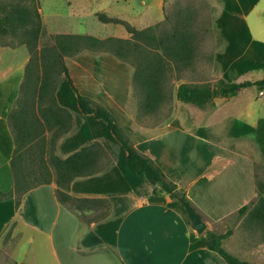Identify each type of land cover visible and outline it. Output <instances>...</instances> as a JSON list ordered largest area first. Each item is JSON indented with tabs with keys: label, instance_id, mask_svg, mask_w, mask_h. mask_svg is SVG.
<instances>
[{
	"label": "crops",
	"instance_id": "crops-1",
	"mask_svg": "<svg viewBox=\"0 0 264 264\" xmlns=\"http://www.w3.org/2000/svg\"><path fill=\"white\" fill-rule=\"evenodd\" d=\"M166 4L168 9L161 11L162 36L175 30L204 28L203 33L211 39L210 47H193L192 51L211 53L210 59L202 57L207 63L200 66L210 68L215 78L242 82L230 75L244 76L251 73L250 69L264 67V0H167ZM28 59L24 45L5 47L0 56L2 192L14 187L10 161L15 145L7 118L19 96ZM66 59L78 92L107 109L134 148L184 191L201 215L206 231L216 234L231 231L222 240L224 250L240 261L264 264V226L248 218V212L263 195L258 194L256 169L264 174V157L259 140H254L257 144L252 147L244 132L246 127L263 125L264 117L249 121L254 100L245 93L247 88L233 97L215 98L197 107L176 99V88L184 82L179 79L174 81L177 84L168 116L156 125L147 120L139 123L134 66L128 57L87 50ZM165 61L171 67L181 68H188L193 62L174 55ZM233 69L243 73L235 74ZM57 86L56 103L71 114L73 123L56 140L53 154L64 159L97 142L111 159L102 171L73 179L67 194L78 199H104L110 211L102 220L83 222L78 211L58 201L55 181L29 190L18 205L14 198L0 201V228L5 232L11 227L18 241L27 232L29 244L36 243L31 253L34 260L21 258L20 264H224L205 248L201 235L194 231L182 211L167 206L170 198L154 194L152 185L124 164L126 152L111 132L105 133L107 139L90 127H77L78 115L60 104ZM183 112L188 116V124ZM244 114L246 119L242 121ZM245 205L248 210L238 216V210Z\"/></svg>",
	"mask_w": 264,
	"mask_h": 264
},
{
	"label": "trees",
	"instance_id": "trees-1",
	"mask_svg": "<svg viewBox=\"0 0 264 264\" xmlns=\"http://www.w3.org/2000/svg\"><path fill=\"white\" fill-rule=\"evenodd\" d=\"M98 20L102 23L124 24L127 32L134 35L135 40L132 42L130 40L125 41L123 44L118 41L116 43L118 46H115L112 38L103 41L91 35L57 34L52 37L53 47L50 50L44 49L41 51L39 55L40 62L37 64L33 58L35 59L37 56L34 49L35 42L42 33L39 14L20 4L0 3V38L14 37L20 33V41L17 45H25L30 53V59L25 66L23 81L20 85L19 96L7 118L15 145L14 156L10 161L14 187L9 192L0 190V201L14 198L16 205H18L20 198L29 190L49 183V179H42L33 185L21 183L19 162L22 151L36 141L41 140L46 131L52 132L50 143L54 148L56 140L71 129L73 123L71 114L64 108L59 107L54 97L58 78L63 75L76 96L80 112L103 121L125 150L128 168L137 177L148 181L153 187L154 194L167 195L170 198L167 206L180 209L187 218L181 202L186 201L190 205L191 203L184 191L167 180L161 168L150 158L140 154L134 148L116 119L107 109L78 92L69 75L65 59L76 56L84 50L104 51L119 58L131 57L132 59L129 58V60L134 66L133 85L137 97L136 119L139 123H144L147 120L151 121L152 125H156L167 117L171 111L173 90L170 87L173 84L165 85L166 74L171 71V66L167 65L168 63L166 64L165 58L173 55L184 61L192 58L194 38H192L193 36L190 35L189 31L184 29L175 30L171 35L163 37L162 35H155L150 27L137 30L123 21L108 18L104 14H99ZM105 43L107 45H104ZM144 45L145 47L154 48L156 51L159 50L160 53L153 54L150 59H145L146 61L139 57V59L137 58L138 62H135L130 49L133 52L135 47ZM39 68L41 74L38 73ZM179 79V76H175L173 82ZM162 83L165 87L162 86ZM253 86L260 90L263 89L264 79L253 82L230 83L219 79L212 87L183 82L178 84L175 95L180 102L203 107L215 98H230L235 96L239 90ZM30 91H32L31 94ZM162 105L167 107L164 116L157 115L161 110L160 108L163 107ZM49 156V163L55 170L58 201L63 205H72L73 209L78 212H83L89 206H99L102 208L99 214L85 222L89 223L104 219L110 211V205L106 200L73 198L67 194V189L73 179L96 174L110 164L111 159L105 149L95 142L82 147L64 159L54 154ZM257 188L258 194L263 195H260L256 204L248 212V218L257 225L264 226V187L257 184ZM248 208L247 205L241 207L238 210V216L245 214ZM230 233V230H227L224 234L205 231V234L200 238L205 248L220 257L225 264H250L238 260L222 247V240Z\"/></svg>",
	"mask_w": 264,
	"mask_h": 264
},
{
	"label": "rangeland",
	"instance_id": "rangeland-1",
	"mask_svg": "<svg viewBox=\"0 0 264 264\" xmlns=\"http://www.w3.org/2000/svg\"><path fill=\"white\" fill-rule=\"evenodd\" d=\"M166 1L167 0H0V3L20 4L23 7L34 10L39 14L42 24V33L39 35L35 42L34 49L37 56L35 57V59L33 58V60H36L38 64L40 62L39 55L41 51L44 49L50 50L53 47L54 41L52 37L53 35L57 34L91 35L103 41L107 40V38H112L115 42L113 43L115 46H118L116 44L118 41L123 44L125 41L128 42L130 40V42H132L133 40H135L134 35L127 32L124 24L102 23L98 20L99 14H104L108 18H114L118 21H123L137 30L144 29L148 26L147 28L150 27L152 29L151 31L154 32L155 35H162L161 22L163 19L161 11L165 12L168 9V4H166ZM260 7L262 6L260 5ZM259 15L261 16V12H259ZM149 24L151 25L149 26ZM189 32L191 33L190 35L193 36L192 38H194V48L202 49V47L204 46L210 47L211 39L209 35L203 33L205 32L204 28H193ZM19 41L20 33L18 35H15L14 37L8 36L0 38V56L3 48L16 47L18 46L17 44L19 43ZM202 42H204V44H202ZM104 45L107 44L105 43ZM131 46L129 47V49L131 48ZM130 50V53L133 54L135 62H138L137 58L139 59V57L144 60H148L153 54L160 53L159 50L156 51L154 50V48L152 49L149 46L145 47V45L135 47L133 51L134 53L132 52V49ZM210 54L211 53H207L204 51H196L194 52V54H192V58H188L189 60H193L191 64L192 66L188 68H181L177 67L176 65L172 66L171 71L167 72L166 74L165 85L173 84V86H171L170 88L174 90V87L177 83L173 82V78L175 76H179L182 81L188 84H203L210 87L214 86L216 81L219 79L212 76L210 68L200 66V64L204 65L205 63H207V61L203 60L202 57L208 56L210 59ZM65 63L68 67V59H65ZM75 66H79V63H76ZM76 68L79 69V67ZM233 70L236 71L235 74L243 73L240 71V69ZM250 72L251 73L244 76L242 74H239L237 76L230 75V77H234L233 80H248L252 82L264 79V67L258 69H250ZM38 73L41 74L40 68ZM57 82L58 100L61 105L65 106L69 110H74V112H76V115H78L76 116L77 127H81V125L82 127H87V129L88 127H90L97 132L103 133L101 135L104 138L108 139L109 137H107V134L105 133H110V131L104 122L98 121L93 117L88 118L80 114L75 94L68 85L65 76L60 75ZM162 86L165 87L163 83ZM31 93L32 91H30V94ZM245 93L252 95L254 100V104L252 107L254 112L250 114L251 116L250 118H248L249 121L254 122L252 120H256L258 118L257 116L264 117V88L260 90L255 86L249 87L245 89ZM184 105L185 104H181V106ZM162 106L163 107L160 108L161 110L159 109L160 112H158L157 115L164 116L167 107L166 105ZM180 109L183 108L180 107ZM238 110L240 109L238 108ZM182 115L183 118L186 119V123H189L186 112H183ZM211 117L209 118L213 120V118ZM244 119H246L245 114L242 116V118H240V120L243 121ZM238 132L241 133L243 131L239 130ZM244 132L248 135L252 147L257 144L256 142H254V140H259V150L261 156L264 157V124L260 127H249V129L246 127L244 129ZM51 134L52 132L47 131V133H44L41 140L36 141L34 144L30 145L22 151L19 163L20 175L22 179L21 183H24V185H33L40 182L42 179H49V182L55 181V170L49 163V155L53 154V147L50 143ZM252 147L250 146V150H252ZM114 153L115 155H117V152L115 150ZM123 162L124 164L126 163L125 160ZM256 171V178L258 176V179H256L257 183L264 186V174H260L261 169H259L258 167ZM66 206L67 208H73L72 205L69 204ZM101 210L102 208L99 206H89L88 208H86L85 212H79L78 216L83 222H85L86 220L93 219L99 214ZM236 220H239V217H237ZM1 230L2 229L0 228V234L3 235L4 231ZM205 231L200 235L203 236L205 234ZM25 235L24 239L18 241V237L13 236L11 227L4 232L3 237H0V240L2 238V240L0 241V264H20L21 258H25L26 260L31 259V261L34 260L32 259L31 253L33 247L36 248V243L29 244V242L27 241L29 235L27 232ZM216 257L218 256L216 255ZM218 259H220V257H218Z\"/></svg>",
	"mask_w": 264,
	"mask_h": 264
},
{
	"label": "water",
	"instance_id": "water-1",
	"mask_svg": "<svg viewBox=\"0 0 264 264\" xmlns=\"http://www.w3.org/2000/svg\"><path fill=\"white\" fill-rule=\"evenodd\" d=\"M181 204L194 231L199 235L202 234L206 230V225L201 215L188 202L182 201Z\"/></svg>",
	"mask_w": 264,
	"mask_h": 264
}]
</instances>
